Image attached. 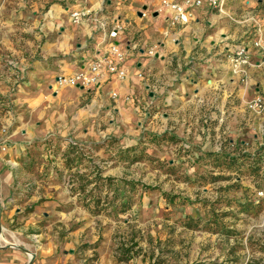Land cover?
Listing matches in <instances>:
<instances>
[{
	"label": "crops",
	"instance_id": "obj_1",
	"mask_svg": "<svg viewBox=\"0 0 264 264\" xmlns=\"http://www.w3.org/2000/svg\"><path fill=\"white\" fill-rule=\"evenodd\" d=\"M85 8L89 16L74 23L70 13ZM188 12L186 23L170 25L173 12L161 0H0V264H90L93 251L97 264L113 261L105 242L82 247L90 239L83 227L56 225L83 210L71 206L54 175L33 172L42 164L25 163L27 154L50 151L31 145L37 138L70 134L87 144L99 131L181 113L184 122L199 123L203 104L214 108L215 121L207 132L188 127L203 131L201 149H215L218 117L231 124L229 149L259 148L262 116L246 103L264 96V64L251 53L242 74L226 55L241 44L250 52L255 28H264V0H228L223 13L206 4ZM104 20L105 31L124 24L113 41L128 52L126 78L103 73L89 87H58V75L73 74L110 42L98 27Z\"/></svg>",
	"mask_w": 264,
	"mask_h": 264
},
{
	"label": "rangeland",
	"instance_id": "obj_2",
	"mask_svg": "<svg viewBox=\"0 0 264 264\" xmlns=\"http://www.w3.org/2000/svg\"><path fill=\"white\" fill-rule=\"evenodd\" d=\"M213 110L201 104V121L191 124L207 132ZM180 115L99 131L87 144L70 134L37 138L31 145L50 151L27 154L25 163L42 164L33 172L54 175L84 211L56 225L83 227L87 249L105 242L111 264H264V200L256 195L264 179L232 160L252 150L229 149L231 124L218 117L220 137L204 151L203 131Z\"/></svg>",
	"mask_w": 264,
	"mask_h": 264
},
{
	"label": "built area",
	"instance_id": "obj_3",
	"mask_svg": "<svg viewBox=\"0 0 264 264\" xmlns=\"http://www.w3.org/2000/svg\"><path fill=\"white\" fill-rule=\"evenodd\" d=\"M162 5L169 7L172 10V15L168 18L170 25H174L178 22L186 23L189 19V9L201 7L203 5L209 6L217 13H223L226 9L228 0H181L169 1L161 0ZM90 9L85 8L81 10H75L70 13L72 21L79 23L89 16ZM105 20L99 23L98 27L103 31V41L110 40L105 48L97 50L89 59L83 60L78 70L71 75H58L55 79L58 87L73 86V87H89L98 83L99 78L103 73L113 75L119 80H123L127 76V72L124 69V64L128 58V52L125 49L119 47L113 40L117 37L118 33L123 29L124 24L122 22L115 21L112 27L105 31ZM105 31V32H104ZM251 53H255L258 56V61L264 64V28L256 27L254 39L251 42V49L244 44L237 45L230 50L226 57L228 62L232 65L234 70L244 73L243 66L251 65ZM139 76L142 74L139 73ZM246 108L255 113L261 115L262 120L259 124L258 131L261 135L259 142V148L251 153L254 156L259 151L264 153V96L257 95L251 100L247 101ZM4 131V130H3ZM264 187H260L256 190V195L259 198H264Z\"/></svg>",
	"mask_w": 264,
	"mask_h": 264
},
{
	"label": "trees",
	"instance_id": "obj_4",
	"mask_svg": "<svg viewBox=\"0 0 264 264\" xmlns=\"http://www.w3.org/2000/svg\"><path fill=\"white\" fill-rule=\"evenodd\" d=\"M232 160L236 161V164L238 165L239 162L245 163L247 166H252V173L254 176H261L262 179H264V153H261L260 151L255 154L254 156L244 154L236 157H232ZM243 166V164H242ZM261 187H264V183H262ZM260 188V187H259ZM264 189V188H262ZM264 200V198H261Z\"/></svg>",
	"mask_w": 264,
	"mask_h": 264
}]
</instances>
